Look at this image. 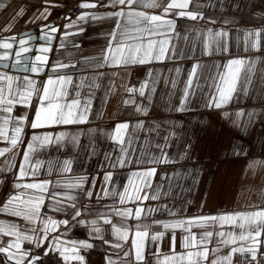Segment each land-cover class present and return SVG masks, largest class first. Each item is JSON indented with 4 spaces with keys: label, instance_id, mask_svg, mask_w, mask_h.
Masks as SVG:
<instances>
[{
    "label": "snow or ice",
    "instance_id": "obj_1",
    "mask_svg": "<svg viewBox=\"0 0 264 264\" xmlns=\"http://www.w3.org/2000/svg\"><path fill=\"white\" fill-rule=\"evenodd\" d=\"M56 6L51 0H43L42 7H38L25 24L47 21L50 8ZM207 6H213L211 0ZM4 7L5 3L0 0V10ZM77 7L81 11L75 19L62 17L65 21L62 26L54 22L43 24L38 37L32 32L19 34V38L16 34L0 36V50H3L0 62L11 61V65L3 63L2 68L19 69L16 74L0 71V144L4 145L0 147V158H3L0 185L5 183L4 174L13 176L11 191L0 201V214L23 222L0 219V264H86L82 251L93 249L94 244L88 240L65 239L61 229L73 224L88 227L90 239L101 241L125 264H145V249L151 250L152 244L156 245L151 253L155 264H264V205L253 202L245 211L184 216L183 208L177 210L175 205L165 202L172 192V181L180 173H163L154 184L160 166L178 162L166 150L169 136L160 133V123L146 125L144 120L137 119L135 123L129 120L117 123L114 129L107 131L56 130L87 124L90 115L94 119L102 116L108 97L115 95L117 87L127 97L121 101L130 109L125 115L147 116L157 85L163 82L171 90L176 88L177 80L162 81L160 75L149 68L138 86L128 85L123 80L117 85L113 78L126 73L115 70L188 56L177 46V41L188 42L189 53L194 47L193 37L200 39L203 52L209 55L230 53L233 44L245 54L264 51V11L249 14L258 23L257 27L215 30L184 25L178 30L177 20H207L211 24L217 20L204 16L205 5L199 0H81ZM25 11L20 7L0 31L12 32ZM101 21L110 22L108 31L102 33L104 45L95 53L82 55V44L69 37L81 36L86 31L85 25ZM220 22L223 25L238 23L234 18H223ZM71 29L74 31H68ZM50 33H60L56 51H67V55L62 52L51 63V42L56 37ZM36 39L46 43L36 49L39 54L33 57L29 55L33 48L28 45ZM204 68L197 61L185 73L175 111L190 110L187 105L198 90L208 93L204 104L207 108L222 109L240 96L247 97L253 78L257 74L264 76V56L232 55L223 64H214L215 71L206 76L202 74ZM105 69L114 71L107 73ZM168 71L179 75L182 70L175 67ZM42 75L46 78L37 79ZM104 79L107 83H102ZM202 83L207 87L201 88ZM101 88V106L93 113L95 93ZM229 115L223 112L224 117ZM234 115V123L246 127L259 114L240 109ZM241 118L244 119L241 121ZM141 131L151 152L142 147L144 155L138 153L133 159L130 149ZM82 134L93 138L102 136L116 146L115 157L112 153L104 155L105 170L100 190L96 192L97 200L111 198L114 202L101 205L104 210H97L91 220L81 219L82 215L90 214L91 209L88 204H81L79 195L73 192L79 190L91 200L96 178L85 188L88 177L69 175L73 173L71 157L61 159L47 155L50 149L59 153L68 145L80 147ZM152 134L160 137L155 144L148 140ZM84 150L96 154L91 140ZM186 155L179 158L184 159ZM129 165L139 167L129 173L127 183L118 191L114 172L108 169ZM248 167L264 169V160H252ZM192 171L190 169L189 174ZM261 191L264 193V189ZM48 211L64 213L67 218L58 220L49 216ZM165 215L174 219L160 218ZM113 217H118L119 221L114 223ZM129 220L134 223H127ZM105 225L110 226V239L105 238ZM165 235L168 236L167 254L162 253L159 246ZM178 242L183 251H177ZM125 245H128L127 250H123ZM104 259L106 264H117L111 254H106Z\"/></svg>",
    "mask_w": 264,
    "mask_h": 264
},
{
    "label": "crops",
    "instance_id": "obj_2",
    "mask_svg": "<svg viewBox=\"0 0 264 264\" xmlns=\"http://www.w3.org/2000/svg\"><path fill=\"white\" fill-rule=\"evenodd\" d=\"M75 1L77 4L81 0H51L52 4L58 5L51 7V15L47 21H37L35 23L25 21L33 16V13L38 7H42L43 0H3L5 3L4 9L0 10V28L5 26L20 7L26 9L25 14L18 21L15 22V27L12 32L0 31V36L20 33L25 30L37 28L46 23L63 25L65 21L64 10L69 3ZM205 5L203 12L205 17H213L217 23L211 24L207 20L199 22L189 20H177L178 30L181 26L193 25L198 29L212 28L219 30L221 28L228 29H245L259 26L258 23L249 15L251 12L264 11V0H211L213 6H207L209 0H199ZM81 9L79 10V12ZM78 12V13H79ZM76 16V15H75ZM75 16H72L75 19ZM223 18L236 19L238 23L223 25L220 21ZM110 22L101 21L96 23H89L85 25L86 31L81 36L69 37V40H76L82 44V55H90L95 53L105 43V38L102 33L108 31ZM61 31H64L61 28ZM74 31V29L68 30ZM60 33L55 35L54 43L52 45L53 52L49 54L50 63L57 56L63 52L67 55L66 50L56 51L59 44ZM193 50L189 53V43L177 41V46L183 52L188 53V56L181 57L178 60H167L163 62H154L150 65H136L128 69H118L115 71L126 73L123 76H116L113 79L119 85L123 80L128 85H139L145 79L146 72L149 68L155 70L163 80L175 78L177 86L175 89H169L163 82L157 85V93L153 98L152 107L147 116H129L125 115V106L121 103L122 99L127 98L119 87L115 90V95H110L107 104L103 108V115L100 117L89 116V123L84 125H73L65 128L56 129L57 131L65 130L69 132L86 131L89 128L97 130H112L117 123L125 120L135 123L137 119H142L147 125L149 122H157L162 125L160 133L168 135V148L166 149L171 158L178 162L171 163L166 166L158 168V174L154 178V184L160 180L163 173L179 172L180 176L173 180V189L165 202L169 206L175 205L177 210L184 209V216L196 215H214L223 212L245 211L249 210L250 203H257L264 205V169L257 168L255 170L249 169V164L252 160H264V76L257 74L253 78V84L249 88V95L247 97L240 96L234 99L229 105L222 109L207 108L204 106L207 99V92L197 91V94L191 97V103L187 105L190 110L178 112L175 107L179 104V97L183 91V83L185 73L190 70L193 63L197 61L204 65L202 74L206 76L209 72H214L212 68L214 64H223L232 55H252L264 56V51L259 53H242L239 47L234 44L230 53L216 52L214 54H205L202 50V44L199 38L193 37ZM71 49V44L68 45ZM74 51V50H73ZM175 67L181 68V73L177 75L174 72L168 71ZM0 71H9L0 68ZM71 71V69H69ZM107 73H111L114 69H105ZM10 74L18 72L9 71ZM91 74V73H89ZM46 76H40L37 79L43 80ZM102 83H107L104 79ZM207 85L201 84V88H206ZM103 96V88L95 93L93 100V113L101 106V99ZM243 109L245 112H256L259 115L254 122L246 127L238 126L234 123L236 117L234 115L238 110ZM22 111V110H20ZM229 112V117H224L223 112ZM244 118H241V121ZM138 139L132 145L130 151L133 153V159H136L137 154L141 156L144 152L142 147L147 149V144L144 142L145 133L139 132ZM160 137L152 134L148 137L153 144L159 140ZM90 140L95 145L96 154L92 155L90 152L84 150ZM80 147L72 148L71 145L66 146L61 152L56 153L51 149L47 153L48 156H58L63 159L66 156L73 159V173L69 175L88 177L89 183L85 188L89 187L92 178H96V187L91 189L93 197L91 200L86 199L79 190L73 194L79 195L81 204H88L91 209L90 214L82 215L81 219H94V213L97 210L103 211L101 205L113 204V199L105 198L97 200L96 192L100 190L103 179L104 165L106 161L104 155L112 153L113 157L116 155V146L111 140H106L102 136L93 138L89 135L82 134L80 136ZM0 144V147H3ZM22 151V150H21ZM237 153H240L239 155ZM184 159L179 157L185 156ZM3 158H0L2 160ZM20 157H17V164ZM136 165H129L125 168H116L108 170L114 172V181L116 190H122L121 186L127 183L129 173L134 170ZM194 170L189 174V170ZM5 183L0 185V201L6 199L7 194L11 191L10 181L13 179L11 173L4 174ZM49 179H60V177H44ZM111 188V186H110ZM47 204L48 201L46 200ZM129 207L131 205H128ZM49 216H54L56 219H65L67 215L64 213H53L48 211ZM159 216V213L156 214ZM161 219H174L167 215L160 217ZM0 219H12L18 223H23L19 218L6 217L0 214ZM119 221L118 217H113V222ZM127 223H134L129 220ZM106 229L105 238H112L110 235V226H103ZM162 230V229H161ZM65 232V239L69 240H88L94 244L93 249L84 250L82 254L85 256L86 264H106L104 259L106 254H111L112 258L116 260L117 264H125L123 260L118 257L111 249H107L99 240H91L89 237V228L79 225H71L68 229H61ZM180 233L177 230V236ZM168 236L165 235L163 241L160 242V251L167 254ZM211 247V245L209 246ZM156 248L155 244L151 245V250L145 249V264H155V257L151 254ZM107 249V251H106ZM128 245H125L123 250H127ZM120 251V250H116ZM177 251H183L179 242ZM226 251V250H225ZM223 254V253H221ZM211 258V257H210Z\"/></svg>",
    "mask_w": 264,
    "mask_h": 264
},
{
    "label": "water",
    "instance_id": "obj_3",
    "mask_svg": "<svg viewBox=\"0 0 264 264\" xmlns=\"http://www.w3.org/2000/svg\"><path fill=\"white\" fill-rule=\"evenodd\" d=\"M40 28H41V26H39V27H37V28H32V29H29V30H25V31H22V32H20V33H15L16 35H18V38H19V34H22V33H24V32H32L35 36H39L40 35ZM57 33H50V35H53L54 37H55V35H56ZM10 35H13V34H9V35H4V36H10ZM24 38H27V37H24ZM46 42L45 41H42V40H39V39H36V40H32V41H30V43H29V47H32L33 48V52L32 53H30L29 55L30 56H35V55H37V54H39L37 51H36V49L40 46V45H42V44H45ZM53 43H54V39L52 40V42H51V47H52V45H53ZM3 50H0V52H2ZM3 63H9V65H11V61H7V62H0V68H2V64ZM3 69V68H2ZM9 71H13V72H18L19 71V69L17 68V69H12L11 67H10V69H8Z\"/></svg>",
    "mask_w": 264,
    "mask_h": 264
},
{
    "label": "built area",
    "instance_id": "obj_4",
    "mask_svg": "<svg viewBox=\"0 0 264 264\" xmlns=\"http://www.w3.org/2000/svg\"><path fill=\"white\" fill-rule=\"evenodd\" d=\"M77 5L78 4L75 1H72L71 3H69L64 10V15L65 16H75L76 14H78L80 8L77 7Z\"/></svg>",
    "mask_w": 264,
    "mask_h": 264
}]
</instances>
